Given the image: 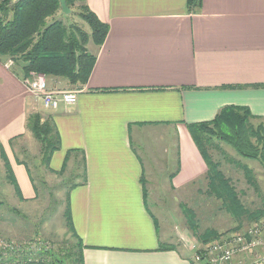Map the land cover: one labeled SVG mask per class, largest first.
I'll return each instance as SVG.
<instances>
[{"label":"crops","instance_id":"0c3cea01","mask_svg":"<svg viewBox=\"0 0 264 264\" xmlns=\"http://www.w3.org/2000/svg\"><path fill=\"white\" fill-rule=\"evenodd\" d=\"M86 3L108 25L100 45L87 42L94 61L86 83L46 76L49 88H79L75 104L44 108L21 67L0 59V175L13 187L0 188V206L34 205L40 193L30 165L71 176L67 207L84 264H197L181 199L206 197L207 165L188 124L225 105L264 119V0H202L196 11L187 0ZM31 112L59 136L48 166L26 127Z\"/></svg>","mask_w":264,"mask_h":264},{"label":"trees","instance_id":"16d2710c","mask_svg":"<svg viewBox=\"0 0 264 264\" xmlns=\"http://www.w3.org/2000/svg\"><path fill=\"white\" fill-rule=\"evenodd\" d=\"M201 2L187 0L188 11H196ZM66 3L69 8L78 7V15L88 24L89 31L76 23H66L53 17L61 10L59 0H0V59H11L15 65H19L22 79L30 71H35L45 76L62 77L71 86L79 87L86 83L94 61V56L87 51V42L91 40L100 45L108 25L88 7L86 0H66ZM50 17L52 20H49ZM26 127L40 143L41 160L48 166L52 152L60 146L54 124L50 119H42L40 113L31 112L27 116ZM188 130L207 165L205 193L220 199L222 208L236 220L233 227L222 232L213 228L200 230L193 210L182 207L192 234L200 242L206 243L239 231L243 217L252 221L264 216V201L261 207L254 210L246 208L241 203L240 191L222 171L223 163L207 155V149L213 144L223 151L220 144L225 143L238 156L258 161L264 169V119L251 114L247 107L225 105L211 120L188 124ZM220 153L223 159L227 158V162L242 170L246 183L259 195L260 188L253 170ZM3 160L6 174L11 176L5 155ZM10 180L16 187L15 178ZM64 213L74 240L68 241L65 247L60 246L56 250L49 248L41 253L50 256L53 264H84V245L72 228L68 207ZM174 247L170 244L160 245L162 249ZM198 252L199 249L196 250ZM2 263L11 262L5 258Z\"/></svg>","mask_w":264,"mask_h":264},{"label":"rangeland","instance_id":"374dc122","mask_svg":"<svg viewBox=\"0 0 264 264\" xmlns=\"http://www.w3.org/2000/svg\"><path fill=\"white\" fill-rule=\"evenodd\" d=\"M78 11L79 9L75 5L70 8L68 14L59 10L53 17L56 19H63L66 23H76L85 30H88V24L78 15ZM49 20H52V17H50ZM220 148H222L223 151L219 150L217 145L214 146L213 144L212 147L207 149V155L210 156L211 159H218L223 163V166H221L222 171L225 175L230 177L236 189L240 191L241 203L246 208L254 210L261 207L264 201V169L258 161L238 156L235 151L225 143H221ZM220 152H223L226 157L228 156L233 160H237L253 170L260 188L259 195H257L253 188L246 183L242 170L227 162V158L226 160L223 159ZM30 168L35 171V174H33L34 183L40 195L34 205L29 204L28 209L26 208L28 204L21 203L16 205L17 203H13V207H18V211H16V209L10 211L9 209L11 207L6 201H3V205L0 206V264H2V260L5 258H8L9 262L20 260L29 263L53 264L52 258L46 255L43 256L41 252L49 248L56 250V248L60 246L65 247L68 241L71 239L72 241L74 240L70 235L71 231L68 230L64 213L67 208V197L73 186L74 179L71 178V176L62 175L59 177L46 172L42 173L41 171L36 173L35 168L31 165ZM205 178L208 180L207 176ZM11 187L12 185L6 181L4 176L0 175V188L11 189ZM206 189L207 183L204 192ZM205 195L206 197L196 195L199 199L196 197L190 200L181 199V206L187 207L190 210L192 209L195 213L199 229L213 228L216 231L222 232L233 227L236 224V220L222 208L221 200L216 199L214 196H208L206 193ZM195 202H198L200 206H204L200 209L206 215H197V211L194 209L196 207ZM202 203H204V205H202ZM218 207L220 208V212H217ZM182 212L185 217L186 225L188 229H190L185 213L183 210ZM5 217H7L8 220L9 217H11L12 222L5 224ZM263 218L264 216H261L258 220ZM242 221V226H240L238 230L248 227L257 220L250 221L243 217ZM192 244L193 253H196L197 249L205 245L204 242H200L196 237L193 238ZM193 253H190V256H193ZM194 255L196 259V254ZM236 258L242 257L236 256ZM196 262L197 264H203L200 260Z\"/></svg>","mask_w":264,"mask_h":264},{"label":"built area","instance_id":"2783aa9c","mask_svg":"<svg viewBox=\"0 0 264 264\" xmlns=\"http://www.w3.org/2000/svg\"><path fill=\"white\" fill-rule=\"evenodd\" d=\"M23 83L46 109H55L61 103L75 104L80 91L79 88H49L46 76L35 71H30ZM199 250L196 258L204 259L206 264H264V218L239 231L211 240Z\"/></svg>","mask_w":264,"mask_h":264},{"label":"water","instance_id":"95a60500","mask_svg":"<svg viewBox=\"0 0 264 264\" xmlns=\"http://www.w3.org/2000/svg\"><path fill=\"white\" fill-rule=\"evenodd\" d=\"M60 9L63 13L68 14L70 12V8L68 7L66 0H59Z\"/></svg>","mask_w":264,"mask_h":264}]
</instances>
